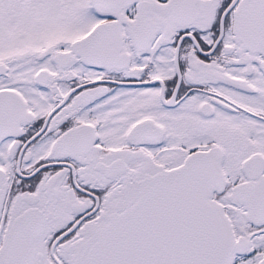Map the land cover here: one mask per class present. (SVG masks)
<instances>
[{
  "label": "snow or ice",
  "instance_id": "1",
  "mask_svg": "<svg viewBox=\"0 0 264 264\" xmlns=\"http://www.w3.org/2000/svg\"><path fill=\"white\" fill-rule=\"evenodd\" d=\"M0 264H264V0H0Z\"/></svg>",
  "mask_w": 264,
  "mask_h": 264
}]
</instances>
